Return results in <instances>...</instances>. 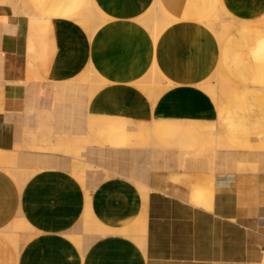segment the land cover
I'll return each instance as SVG.
<instances>
[{
    "label": "crops",
    "instance_id": "1",
    "mask_svg": "<svg viewBox=\"0 0 264 264\" xmlns=\"http://www.w3.org/2000/svg\"><path fill=\"white\" fill-rule=\"evenodd\" d=\"M10 1L0 2V17L6 16V22L0 21V264H149L146 235H134L139 247L126 229L146 211L143 195L146 198L150 191L155 225L164 222L170 228V242L165 238L156 253L165 250L167 242L174 246L165 264H221L215 261L220 258L212 260L206 254L204 248L209 246L222 247L224 264H257L264 246V219L259 198L253 194L256 178L218 180L217 190L221 195L233 194L235 204L231 214L235 222L230 224L233 240L224 247L210 240V214L201 208L189 212L192 225L181 233L183 216L178 214L194 208L184 200L192 194L190 183L201 180L199 175L186 173L185 184H174L176 171L158 170L160 163L148 174L147 185L141 186L143 195L121 176L86 190L81 183L86 185L91 171L84 165H70L78 180L60 168L37 171L60 166V160L28 159L33 170H17L9 151L22 142L21 118L33 103L29 80L39 70L47 80L67 82L57 84L52 93L58 112L65 102L86 93L89 132L107 142L112 121L118 118L117 127L126 124L122 125L124 147L115 148L148 144L155 139L144 132L156 125L188 128L196 143L201 141L200 130L209 128L215 137V156L243 170L249 164L246 156L234 153L251 142V124L264 123V94L251 87L257 83L253 74L264 61L260 56L264 0H158L175 22L156 41L140 22L155 0H29L49 23L43 60L28 53L29 17L16 12L14 4L19 0ZM89 5L106 17L96 32L93 20L78 16ZM211 14L217 17V34L202 23ZM220 15L244 21L249 42H243V28L238 27L223 45ZM237 54L241 56L234 60ZM222 63L240 86L224 103ZM153 68L164 80L149 85L142 78ZM83 80L84 90L75 92ZM134 122L136 126H128ZM60 146L71 149L72 140ZM201 193L195 192L197 197ZM162 213H169L165 221ZM18 229L28 232L21 246ZM243 247L242 258L236 250Z\"/></svg>",
    "mask_w": 264,
    "mask_h": 264
},
{
    "label": "rangeland",
    "instance_id": "2",
    "mask_svg": "<svg viewBox=\"0 0 264 264\" xmlns=\"http://www.w3.org/2000/svg\"><path fill=\"white\" fill-rule=\"evenodd\" d=\"M28 1H17L16 4H14L16 12L20 14H22L23 12V14H28L29 17L32 15L36 16V13L33 12V10H31V8L29 7ZM0 2H6L9 4L11 3L10 0H3ZM154 6L155 4H153L149 8L146 16L141 18L140 22L149 30L153 40L156 41L161 33L156 39H154L153 23L151 22L153 16L156 15V13L158 14L157 16L159 22L157 28L164 26L161 32L175 21L171 18L170 14L160 5V3L159 9H162L166 16L160 15L159 11L156 12ZM93 7L91 5L87 6L78 16L92 19L94 23V32H96L97 29L105 22L106 17ZM28 11L30 14L28 13ZM212 17L213 20L215 19L217 21L216 15L212 14L208 17L210 21H212ZM98 18H100L101 20H98ZM219 21H221V27H223L225 30V36H222V38H225L222 41L223 45L229 35L236 31L238 27L243 28L240 34L243 42H249V28H247L248 25L242 24L244 23V21H237L231 17L222 15H220ZM246 23L249 24L250 22ZM260 23L261 28H264V17H262ZM205 26L209 28L214 34H216L213 29L208 27V25ZM261 38L262 37H259V39ZM263 51L264 49L261 50L260 56L264 58ZM237 56L240 58L241 55H235L234 60H238ZM258 65V69L253 74V80L256 79L257 83L255 85H252L251 87L253 89L261 91L264 94V61L260 62V64ZM150 71L152 73V69ZM224 73L225 75H223ZM80 75L68 82H72L78 79ZM221 75L223 77L222 81L225 87V96L223 100L224 103L230 96L237 92L240 86L232 79V76L225 68L223 63ZM155 76V80H160V78H157L158 75L154 73V77ZM142 80L146 84H154L152 81H147V83L144 77L142 78ZM29 81L32 83L30 87V93L33 97V103L30 106V111L28 113H25L21 118L23 125L22 142L12 151H9L15 158V161L12 164L13 168L17 170L28 169V171H31L33 170V168L29 167L28 159H52L60 160L63 164L60 166L40 168L37 171L47 168H60L72 174L70 165L73 163L82 164L87 168L88 172L91 171L87 175L86 185L82 184L79 181L83 188H85L86 190L95 186L104 179L121 176L130 179L141 192V186L143 184L147 185L148 174L154 171L156 166L155 164L160 163H162L163 165L162 167L158 165V170L161 169L165 172L176 171L177 177L174 176L171 180L174 184H185V181L183 180L186 177V173L199 175L201 177V180L190 183L189 187L193 189V191H191L192 194L190 197L184 200L188 204L194 206V208H187L188 213L179 212L178 214V216H183L179 217V222H181L180 224L183 225L181 233H185L187 232V230H190L189 228L191 227L190 223L192 219H190L191 213L189 215V212H191L192 210L196 211L197 208H201L205 210V212L210 214V240L212 241V243L215 242L223 244L224 247H229L230 245L228 244L233 240V234L232 230H230V224H233L235 222L234 218L231 216L232 209L235 204L233 194L221 195L219 190H217V185L219 182L218 180H234L236 178H241L244 182L245 178L250 176L257 179V183L254 181L252 182V185L254 187L253 194L257 195L259 198L258 205L262 208L261 216L262 218H264V123L260 124L258 122H253L250 128V131L252 133L250 138L251 142L249 143L248 147L241 148L238 152L234 153L235 155L246 156L249 164L248 166H246V168H243V170L242 168L237 167V165L233 164L232 162L224 160L219 156H215L212 147L207 143L206 140V134L208 133L209 128L201 129L199 132L201 141L197 142L196 144L194 143V145L189 146L188 148H186L187 146L184 147L178 145L172 138H170L168 142H159L158 140H153L149 141L148 144L145 145L135 144L126 148H115L110 147L108 143L99 138L98 135L88 131L85 121V101L87 99V95H85L86 93H79L77 94V99H75L74 101L65 102L64 109H62L63 111L58 112L56 108V100L52 93L54 92L55 86H57V84H64L67 82L57 83L51 80H47L44 76H42V74H39V70L36 71L34 76L33 74H31ZM85 83L86 81L83 80L80 84H78L75 92H82L84 90ZM148 92L150 93L151 91ZM223 103L221 110L224 109ZM151 122L145 123L150 124ZM136 123L137 122L130 123L128 126H136ZM67 140H72L73 147H71V149L73 150L65 149L64 147L60 146V143H65V141ZM172 140L176 144L172 142ZM66 154L70 156H67ZM74 156L78 158L77 161L76 159H72V157ZM7 173L12 176V174L8 171ZM122 173H125V175H123ZM197 190L203 192V194L201 193L197 197L195 194ZM141 194L143 195L142 192ZM150 194H152L151 191L148 193V196ZM148 196L145 198V196L143 195L146 211L142 213V215L138 219H136L126 229V231L129 233L128 237L133 240L138 246L139 244L134 239V235H146V240L150 248L149 251L151 253V256H149V260L147 259L149 264L169 263V258L171 257V255L169 254L168 250H170L169 248L174 250V246H171L168 243L170 242L168 240V237L170 236V228L167 224H164V222L158 223L161 224L160 226L155 225L157 214L151 213L155 210V207L150 206ZM168 214L169 213H162L163 218L157 219L165 221L164 216H168ZM188 215L189 218H187ZM27 233L28 232L25 229H18L19 246H21L27 239ZM242 235L244 236V233H242ZM165 238H167L166 240L168 241L167 245L164 246L165 250L162 249V252L160 254L156 253V251H159L161 249V243L165 242ZM204 250L207 255L211 256V259L212 257L220 258L219 260H215L216 262L221 261L219 262L221 264L227 262L226 260H224L223 255L219 253L220 250L222 251V247L220 249L209 246V250L208 248H204ZM236 251L240 253L243 258L245 248H238ZM262 259H264V246L261 249V259L257 264H264V260ZM240 264H245V262L241 261Z\"/></svg>",
    "mask_w": 264,
    "mask_h": 264
},
{
    "label": "bare ground",
    "instance_id": "3",
    "mask_svg": "<svg viewBox=\"0 0 264 264\" xmlns=\"http://www.w3.org/2000/svg\"><path fill=\"white\" fill-rule=\"evenodd\" d=\"M28 1V0H27ZM155 4V9H156V12L159 11L160 15L162 16H166L164 11L162 9H159L160 6H159V3H158V0H155L154 2ZM28 5L29 7L31 8V10H33V12L36 13V16H27L29 17V32L27 34V49H28V53L31 56V58L35 57L34 59H36L38 57V59H44L46 58V55H45V52L47 51L46 49V45H47V42H46V35L47 34V30H48V25L49 23L47 24V22L45 21V18L43 15L39 14L35 8L29 3L28 1ZM70 5V4H69ZM93 7V6H92ZM94 8V7H93ZM95 9V8H94ZM20 10V9H19ZM29 10V9H28ZM24 11V9H23ZM30 11V10H29ZM28 11V13H29ZM14 13V12H13ZM12 13V14H13ZM25 13H26V10H25ZM55 13V12H54ZM17 14V13H16ZM23 14V12H22ZM30 14V13H29ZM15 15V14H14ZM26 15V14H25ZM24 15V16H25ZM83 15V14H82ZM158 14L156 13V15L153 16L152 18V23H153V37L154 39H156L158 37V35L161 33V30L163 29V27H159L157 28L158 26V22H159V19H158ZM210 16V15H209ZM208 16V17H209ZM207 17V16H206ZM74 18V17H72ZM87 18V17H86ZM49 19V18H48ZM100 18H98L99 20ZM203 18V21L202 23L205 24V25H208V27H210L211 29H213L215 31V33L217 34L218 32V23L217 21L214 19L213 20V17L211 18L212 21H210V19L206 18ZM8 20V19H7ZM92 20V19H91ZM101 20V19H100ZM0 21H4L6 22V16H1L0 17ZM14 21V20H13ZM104 21V20H103ZM18 23V22H17ZM162 26V25H161ZM28 30V28H27ZM94 34V33H93ZM92 34V35H93ZM92 37V36H91ZM264 49V48H263ZM27 51V50H26ZM264 52V51H263ZM27 54V53H26ZM32 58V59H33ZM42 59V60H43ZM38 61V60H36ZM184 64V63H183ZM156 69V68H155ZM155 69L153 68L152 69V73L151 71H149L146 76L144 77L146 82L147 81H152L153 83L155 82H159V81H163L164 79L155 71ZM91 72V71H90ZM154 73L158 75L157 78H160V80L156 79V76L154 77ZM96 74V73H94ZM145 74V73H144ZM216 77V76H215ZM211 82V81H210ZM101 83H102V80H101ZM148 83V82H147ZM169 83V82H168ZM107 84V83H106ZM170 84V83H169ZM115 118V117H114ZM121 119V118H120ZM112 120V119H111ZM117 120L118 118H116V121H112V126L110 127L109 129V134L107 136V143L110 147H118V146H122L124 147L123 145L125 144V138H126V132H125V129H124V126H120V127H117ZM123 120V118H122ZM121 120V121H122ZM120 121V120H119ZM120 121V122H121ZM124 122V121H123ZM119 126V124H118ZM156 126H159V125H156ZM156 126H152L150 129H147L145 130L144 132V135L147 137V136H150L151 138L155 139V140H158L159 142L160 141H163V142H168V140L170 138H172L178 145L180 146H184L186 148H188L189 146H192L194 145V143L196 144V141H195V136L192 135V133L189 131L188 128H185V127H181V126H177V127H172V128H168V129H165L164 128H159V127H156ZM161 126V125H160ZM215 129V128H214ZM207 143L212 147H214V144H215V137L213 136L212 133L208 132L207 134ZM172 140V142H174ZM162 142V143H163ZM174 142V143H175ZM173 143V144H174ZM175 143V144H176ZM177 145V146H178ZM195 149H196V146H195ZM185 152V151H184ZM197 153V152H196ZM186 155V154H185ZM198 155V154H197ZM192 156V155H191ZM182 157V156H181ZM203 157V156H202ZM211 161V160H210ZM212 165V164H211ZM212 167V166H211ZM264 219V218H263ZM264 260V259H262Z\"/></svg>",
    "mask_w": 264,
    "mask_h": 264
}]
</instances>
